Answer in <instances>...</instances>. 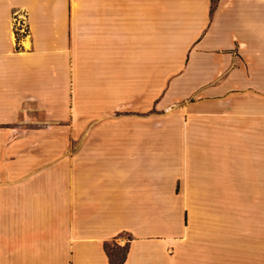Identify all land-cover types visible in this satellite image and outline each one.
<instances>
[{
    "label": "crops",
    "instance_id": "crops-1",
    "mask_svg": "<svg viewBox=\"0 0 264 264\" xmlns=\"http://www.w3.org/2000/svg\"><path fill=\"white\" fill-rule=\"evenodd\" d=\"M32 110L44 133L15 138ZM115 241L264 264V0H0V264Z\"/></svg>",
    "mask_w": 264,
    "mask_h": 264
},
{
    "label": "rangeland",
    "instance_id": "rangeland-1",
    "mask_svg": "<svg viewBox=\"0 0 264 264\" xmlns=\"http://www.w3.org/2000/svg\"><path fill=\"white\" fill-rule=\"evenodd\" d=\"M45 122L44 116L39 111L32 110L31 112H22L15 123L16 132L14 137L21 140L40 138V135L43 134L45 130ZM57 134L55 133V135ZM59 136V138L62 137V135ZM5 164L7 166L10 164V162H6ZM123 243L124 245H119L115 241L108 244L107 249L113 260L121 258V256L124 254L126 242Z\"/></svg>",
    "mask_w": 264,
    "mask_h": 264
},
{
    "label": "built area",
    "instance_id": "built-area-1",
    "mask_svg": "<svg viewBox=\"0 0 264 264\" xmlns=\"http://www.w3.org/2000/svg\"><path fill=\"white\" fill-rule=\"evenodd\" d=\"M25 21L24 20H21V21H18V20H14V30L15 32L18 34V33H26V30H27V26L25 25L24 23Z\"/></svg>",
    "mask_w": 264,
    "mask_h": 264
},
{
    "label": "trees",
    "instance_id": "trees-1",
    "mask_svg": "<svg viewBox=\"0 0 264 264\" xmlns=\"http://www.w3.org/2000/svg\"><path fill=\"white\" fill-rule=\"evenodd\" d=\"M107 246H108V244L105 245V252H106V254H107V257H108L110 263H111V264H122V263L124 262V259H125L126 249H125L124 254L121 256V258H119V259H117V260H113V259H112V256H111V255L109 254V252H108Z\"/></svg>",
    "mask_w": 264,
    "mask_h": 264
}]
</instances>
